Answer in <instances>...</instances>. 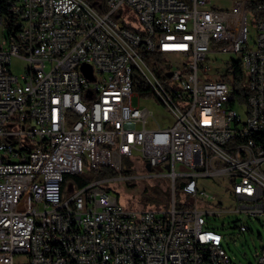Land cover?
I'll list each match as a JSON object with an SVG mask.
<instances>
[{
	"label": "built area",
	"instance_id": "1",
	"mask_svg": "<svg viewBox=\"0 0 264 264\" xmlns=\"http://www.w3.org/2000/svg\"><path fill=\"white\" fill-rule=\"evenodd\" d=\"M103 2L0 3V264H235L206 217L223 209L177 207L174 182L197 201L211 196L199 178L221 176L231 211L264 215V0ZM124 4L142 26L120 18ZM216 51L239 57L202 78ZM13 58L27 60L22 73ZM236 62L253 69L248 86ZM134 71L170 116L133 104L146 96ZM124 156L168 168L170 206L125 207L105 179L63 191L65 173L120 171Z\"/></svg>",
	"mask_w": 264,
	"mask_h": 264
},
{
	"label": "rangeland",
	"instance_id": "2",
	"mask_svg": "<svg viewBox=\"0 0 264 264\" xmlns=\"http://www.w3.org/2000/svg\"><path fill=\"white\" fill-rule=\"evenodd\" d=\"M233 0H212V4L216 7H230ZM120 18L134 26H142L137 13L128 5L124 4L120 13ZM252 14L249 13L248 21L250 33L253 34L254 24L252 23ZM1 37V36H0ZM239 55L231 52L216 51L211 52L208 62L205 63L206 70L200 68L202 78H219L220 74L229 72L226 62L231 59L238 58ZM28 62L25 59L13 58V70L16 73H22L25 70ZM177 63H175L176 65ZM242 76V86H248L247 72L244 69ZM236 85L234 81L231 83ZM239 85V84H238ZM134 105L146 106L155 113L158 119H162L163 114L170 116L164 105L159 99L146 95L132 99ZM243 106L236 104V109L240 113H244ZM134 164L133 174L130 176L134 180V185L129 186L126 183L124 176H117L113 178H106L103 185L109 187L118 197V201L125 207L131 209L144 208L141 195L144 188L151 182H157L159 187L170 184V176L168 175V168L163 163L155 164L151 169L145 167V161L139 157H131ZM136 165V166H135ZM225 178L216 175L201 176L199 178L200 187L205 189L210 197H203L195 200L192 195L179 192V200L187 206L197 205L200 209H209L215 207L223 209L220 215H208V221L212 226L216 227L224 235L222 245L227 251L228 255L235 264H257L256 254L261 251L264 246V215L246 216L242 212L231 211L236 207V201L232 196H229L226 191ZM73 191L71 183H67L65 193ZM210 202V203H208ZM171 205V200L170 204ZM168 207V206H167ZM146 208H166V207H146ZM246 222L250 229L244 232L239 231L236 226L239 222Z\"/></svg>",
	"mask_w": 264,
	"mask_h": 264
},
{
	"label": "trees",
	"instance_id": "3",
	"mask_svg": "<svg viewBox=\"0 0 264 264\" xmlns=\"http://www.w3.org/2000/svg\"><path fill=\"white\" fill-rule=\"evenodd\" d=\"M88 1L93 5V7L98 12L104 11L103 0H88ZM3 2L4 0H0L1 4ZM116 19H118L117 16ZM146 60L150 64H152L153 62L158 63L162 60V56L158 53H152L146 56ZM234 69L236 71V79H242V76L244 75V71H243V66L240 65V62L235 63ZM133 86L134 89L140 91V94L143 95L150 94V92L148 91L149 88L146 85L144 78L137 71H134L133 74ZM131 160L132 159L130 156H124L122 158V167L120 171H116L108 166H100L98 168L89 167L77 173H65L64 182L62 184L63 191H65V187L67 183H71V186L76 188L91 180L113 178L119 175L126 177L125 178L126 183L129 186H133L134 180L130 176L133 174V170L135 167ZM183 181L184 178L177 177L174 182L175 205L177 207L187 206V204L179 200V192L182 191ZM170 200H171L170 184H166L163 187H159L157 182H151L144 188L141 195V201L144 208L167 207L170 204Z\"/></svg>",
	"mask_w": 264,
	"mask_h": 264
},
{
	"label": "bare ground",
	"instance_id": "4",
	"mask_svg": "<svg viewBox=\"0 0 264 264\" xmlns=\"http://www.w3.org/2000/svg\"><path fill=\"white\" fill-rule=\"evenodd\" d=\"M244 69H246L247 76H253V69L252 68H250L249 66H244ZM1 77H4V70H0V78Z\"/></svg>",
	"mask_w": 264,
	"mask_h": 264
},
{
	"label": "water",
	"instance_id": "5",
	"mask_svg": "<svg viewBox=\"0 0 264 264\" xmlns=\"http://www.w3.org/2000/svg\"><path fill=\"white\" fill-rule=\"evenodd\" d=\"M85 72H86L87 75L90 74V67L88 65L85 66ZM145 167L147 169H151L152 166H151V164L149 162L146 161L145 162Z\"/></svg>",
	"mask_w": 264,
	"mask_h": 264
}]
</instances>
